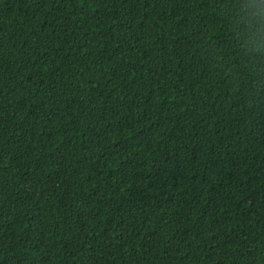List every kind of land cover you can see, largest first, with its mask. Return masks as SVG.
Segmentation results:
<instances>
[{"label": "trees", "instance_id": "obj_1", "mask_svg": "<svg viewBox=\"0 0 264 264\" xmlns=\"http://www.w3.org/2000/svg\"><path fill=\"white\" fill-rule=\"evenodd\" d=\"M0 264H264V0H0Z\"/></svg>", "mask_w": 264, "mask_h": 264}]
</instances>
